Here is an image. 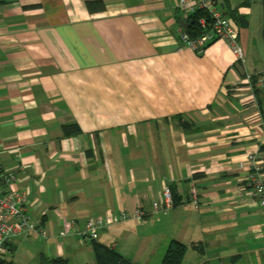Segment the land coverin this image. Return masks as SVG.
<instances>
[{
    "label": "crops",
    "instance_id": "crops-1",
    "mask_svg": "<svg viewBox=\"0 0 264 264\" xmlns=\"http://www.w3.org/2000/svg\"><path fill=\"white\" fill-rule=\"evenodd\" d=\"M221 9L248 18L244 63L221 39L186 45L177 0H0V191L27 192L48 231L10 238L4 260L96 264L91 240L60 231L141 208L97 240L140 264L173 238L189 245L182 264H264L247 158L264 165V96L249 77L264 90V0ZM166 186L177 205L154 213Z\"/></svg>",
    "mask_w": 264,
    "mask_h": 264
},
{
    "label": "built area",
    "instance_id": "built-area-1",
    "mask_svg": "<svg viewBox=\"0 0 264 264\" xmlns=\"http://www.w3.org/2000/svg\"><path fill=\"white\" fill-rule=\"evenodd\" d=\"M177 10L179 21L190 22L192 16L198 11H204L208 17L199 18L201 33L195 38H191L185 29L180 26L181 39L196 53L201 54L206 47L213 41L224 40L233 50L236 58L244 63L245 53L240 43L239 30L236 24L224 14L221 9V0H177ZM250 77V76H249ZM259 84L264 85V73L262 74ZM248 163L250 170L248 174L251 186V196L264 211V172L262 171V162H259L255 154H248ZM244 163H240L243 167ZM8 182H15L17 177L14 173H8L5 176ZM190 202L193 206L198 205V193L193 185L189 193ZM174 207L172 190L166 186L162 192V198L152 202L154 213L168 212ZM30 201L28 193L10 188L6 192L0 191V264H11L4 260L7 252V241L12 237H26L38 234L47 239L48 231L42 223L33 221L29 215ZM145 212L141 208L133 212L121 211L114 215H106L88 219L83 227L78 221L71 219L69 229H62L60 236L64 237L69 232L79 235L87 240L97 239L99 233L106 227L122 223L131 218L142 220Z\"/></svg>",
    "mask_w": 264,
    "mask_h": 264
},
{
    "label": "trees",
    "instance_id": "trees-1",
    "mask_svg": "<svg viewBox=\"0 0 264 264\" xmlns=\"http://www.w3.org/2000/svg\"><path fill=\"white\" fill-rule=\"evenodd\" d=\"M225 14H227L237 26L247 27L249 24L248 18L239 14L235 9L228 10V12H226ZM202 16L208 17L204 11H198L196 14H194L190 20V25L185 29V31L190 35L191 38H195L201 33V24L199 22V18H201ZM250 78L256 95L264 96V90L256 87L257 76L251 75ZM179 118V120L181 121V117ZM181 124L184 126H190L189 123L183 121V119L181 121ZM79 132H81V129L76 124L64 126L65 134H76ZM260 152L264 153V144L260 146ZM262 171L264 172V165L262 167ZM173 202L174 206L177 205V201L175 200L174 196ZM91 244L96 264H140L125 257L114 247L99 242L97 239L92 240ZM191 247L197 249L198 251L203 250L202 244L196 245L193 243ZM188 248L189 245L184 244L183 242L174 238L170 239L168 241L167 248L165 250L163 258L161 259L160 264H182ZM63 261V259L58 258L51 260L50 263L61 264L63 263Z\"/></svg>",
    "mask_w": 264,
    "mask_h": 264
},
{
    "label": "rangeland",
    "instance_id": "rangeland-1",
    "mask_svg": "<svg viewBox=\"0 0 264 264\" xmlns=\"http://www.w3.org/2000/svg\"><path fill=\"white\" fill-rule=\"evenodd\" d=\"M261 3L263 0H259ZM264 15V14H263ZM39 243V242H38ZM168 244V243H167ZM167 244L165 243L164 245H162L158 251V253L156 254V256L153 258L152 262L148 263V264H160L161 259L163 258V255L165 253V250L167 248ZM36 263L40 264L39 261H36ZM35 264V263H32Z\"/></svg>",
    "mask_w": 264,
    "mask_h": 264
},
{
    "label": "water",
    "instance_id": "water-1",
    "mask_svg": "<svg viewBox=\"0 0 264 264\" xmlns=\"http://www.w3.org/2000/svg\"><path fill=\"white\" fill-rule=\"evenodd\" d=\"M180 25L186 29L189 25H190V22H187V21H184V20H181L180 21Z\"/></svg>",
    "mask_w": 264,
    "mask_h": 264
}]
</instances>
